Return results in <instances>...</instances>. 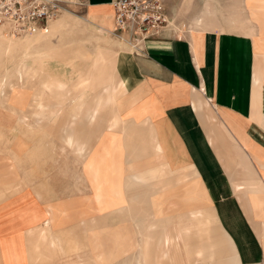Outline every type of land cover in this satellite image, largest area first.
Instances as JSON below:
<instances>
[{"label":"crops","instance_id":"0c3cea01","mask_svg":"<svg viewBox=\"0 0 264 264\" xmlns=\"http://www.w3.org/2000/svg\"><path fill=\"white\" fill-rule=\"evenodd\" d=\"M119 1L32 139L0 108V264H264V0H165L138 48Z\"/></svg>","mask_w":264,"mask_h":264},{"label":"rangeland","instance_id":"374dc122","mask_svg":"<svg viewBox=\"0 0 264 264\" xmlns=\"http://www.w3.org/2000/svg\"><path fill=\"white\" fill-rule=\"evenodd\" d=\"M148 1L152 2L153 0H148ZM159 1L163 3V6L165 8V16H167L165 0H159ZM83 5L84 4L82 0H69L68 4L65 5L63 11H61V14L59 15L61 16L64 12H67L65 16L62 18L67 22V25L60 33L47 34L39 39L33 40V42L27 46H24L23 44V42L26 39H21L20 42L16 43V48L10 54H6V55L0 54V82H1L0 89L1 91L3 90L1 94L2 101L4 100V98L5 99L10 98V96L12 95V89L14 87H16L17 89L16 92L17 94L26 91H29L32 94H36L40 90L44 91L45 89L47 91H50L46 87H43V85H41L43 80L41 78L42 76L46 77L50 75V76H54L57 79L61 76H64L65 79L68 80L72 75H75L73 67L76 70H79L86 63V61L90 58L91 54L93 53H91L90 50H88L85 45L94 46L93 49H96L95 45L101 44L102 40L100 39H102L103 37L94 36L93 32H91L88 29V26L86 25L84 19L80 18L83 16L84 13ZM200 22H201L200 19L196 20V23H200ZM169 24L170 22L168 21V25ZM59 26H60L59 28L62 29V25ZM52 27H51L52 30H54L56 28V25L54 24V26ZM112 33L113 32L111 31V34ZM122 35L123 34H120V36ZM105 36L110 39V40L108 39L110 42L113 39L111 35L108 36L105 35ZM120 42H122L120 38L116 39L117 44H119ZM120 44L123 45L124 42ZM70 46H74L73 51L71 50L72 51L71 52L68 50L66 57L57 56L58 55L57 52L67 50L71 48ZM51 54L55 57L54 58L51 57L50 56ZM88 55L89 58L87 59ZM25 70L30 72L31 70L33 71L39 70L38 72L41 74V76L36 77L35 79H31V78L24 79L23 82L24 87H26L28 90L26 88H22L21 84L20 86H17L19 85V75L20 73L24 74ZM5 95L6 97H4ZM32 101L33 99H30V101L28 102L29 104L31 103L30 107L26 109L29 111L25 110V112H27L26 115H27V119L29 120L30 126L28 125L25 126L23 123H19L18 121H16L15 123L16 126L13 127V132L15 134L23 135L27 139H32L31 136L33 134L31 133L34 130V127L32 125L33 121L29 119V115L34 117V115H32V113H34V109H32L31 107L33 103ZM58 101L61 100L58 99ZM70 105H71L70 99L69 101L66 100V102L64 103V108L65 106H67L68 109ZM13 111L15 115H17V113L19 112V114L17 115V119L19 120L22 116L20 110L16 108ZM111 113H112L111 111L110 112L108 111L106 116L110 118ZM27 119L25 122H28ZM34 121L36 124H38L36 122L35 117H34ZM25 131H30L31 133L29 132L28 135ZM75 149L77 152L83 153L82 149L79 148H75ZM128 261L123 260L120 261L118 264H128ZM113 262L116 264V260ZM113 262H105L104 264H112Z\"/></svg>","mask_w":264,"mask_h":264},{"label":"built area","instance_id":"2783aa9c","mask_svg":"<svg viewBox=\"0 0 264 264\" xmlns=\"http://www.w3.org/2000/svg\"><path fill=\"white\" fill-rule=\"evenodd\" d=\"M69 0H0V29L17 36L47 31ZM114 33L127 34L138 48L139 43L158 35L168 26L165 8L159 0H121L113 3Z\"/></svg>","mask_w":264,"mask_h":264},{"label":"bare ground","instance_id":"6f19581e","mask_svg":"<svg viewBox=\"0 0 264 264\" xmlns=\"http://www.w3.org/2000/svg\"><path fill=\"white\" fill-rule=\"evenodd\" d=\"M67 12H64L61 16H59L57 19H55L54 21H52L47 29V31L50 29L52 30V26H54V24L56 25V28L54 30L51 31V33H60L67 25V22L62 19L65 14ZM62 19V20H61ZM58 21V22H57ZM59 25H62V29H60ZM52 27V28H51ZM47 31H43V32H40L38 34H34V35H24V36H17L13 33H9L8 31H6L5 29H0V37H3V38H0V54H10L15 48H16V43L20 42L21 39H26L23 44L24 46H27L29 45L30 43L33 42V40H36V39H39L41 37H38V36H41V35H44L47 33ZM54 31V32H53ZM71 48H69L68 50L69 51H73V46H70ZM71 51V52H72ZM63 52H66L65 50ZM68 67V66H67ZM43 68V67H42ZM41 68V69H42ZM82 68V67H81ZM83 69V68H82ZM40 70V68H39ZM39 70H36V71H33L31 70L30 71H27L25 70V73H20L19 75V85L17 86H20V84L22 85V88H26L24 87V79L25 78H31V79H35L36 77H39L41 76V74L38 72ZM33 71V72H32ZM75 75H77L79 72L78 71H74ZM73 73V74H74ZM50 75L46 76V77H41L43 80H42V84L43 87H46L48 90L50 91H47L46 89L44 91L40 90L39 92H37L36 94H32L31 97L33 99V103L31 105L32 109H34V113H32V115H34L35 119H36V122L37 123H44L47 121V118H48V110L51 106H53V99H55V96L53 95L52 93V90H51V85L49 84V81H48V78H49ZM73 76V75H72ZM72 76L70 79H72ZM28 81V80H27ZM1 83V82H0ZM28 84V83H27ZM1 85V84H0ZM3 85V84H2ZM2 88V87H1ZM12 89V88H11ZM27 89V88H26ZM3 91V90H2ZM2 91L0 89V108L2 109H6L9 113H12V114H15L13 110H15L16 108H23V109H27L28 107H30V104L28 103L27 98H23L21 97V95L17 92V89L16 87H14L12 89V95L10 96V98H4V100L2 101L1 99V94H2ZM27 92V91H26ZM4 94V92H3ZM53 95L51 97H53V99H49V95ZM6 97V95L4 96ZM57 100V99H56ZM7 106V107H6ZM21 111V110H20ZM27 113V112H26ZM25 114V119H27V115ZM30 114V113H28ZM12 116V115H11ZM28 120V119H27ZM25 125H28L30 126V123H29V120L28 122H26ZM2 135V133H0V136ZM4 135V134H3ZM5 136V135H4ZM22 136V135H21ZM2 137V136H1ZM0 137V138H1ZM2 139L5 140V138L3 137ZM1 141V140H0ZM8 141V139H7ZM24 142V141H23ZM21 142V143H23ZM9 144V142H8ZM28 145H26V148H27ZM20 148V146L18 147ZM28 150V149H27ZM31 150V149H30ZM18 151V150H17ZM20 151V150H19ZM33 151V150H32ZM31 151V153H33ZM25 153V152H24ZM29 155H33V154H36V153H33V154H30L29 152H27ZM26 153V154H27ZM19 154V153H18ZM16 156V154H15ZM25 156V155H24ZM18 157V156H17ZM20 158V157H19ZM96 261V260H95Z\"/></svg>","mask_w":264,"mask_h":264}]
</instances>
